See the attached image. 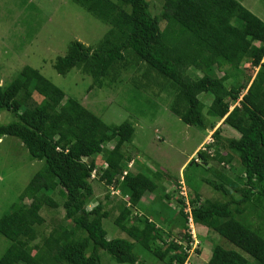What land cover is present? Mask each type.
<instances>
[{
    "label": "trees",
    "instance_id": "16d2710c",
    "mask_svg": "<svg viewBox=\"0 0 264 264\" xmlns=\"http://www.w3.org/2000/svg\"><path fill=\"white\" fill-rule=\"evenodd\" d=\"M72 1L106 22L108 30L96 46L73 38L53 62L55 71L66 75L78 69L98 87L120 80L129 70L164 77L176 96L172 112L188 125L214 129L212 142L197 151L202 161L194 157L188 164L206 165L214 150L213 159L226 165L233 179L228 181L231 186L224 179L209 181L221 198L202 199L184 179L185 196L181 178L174 194H155L159 172L149 176L125 167L131 160L123 150L133 138L131 122L106 125L39 69L24 65L0 85V109L17 117L0 123V138H18L30 157L44 163L0 215V233L10 240L0 264H104L105 253L119 263L151 264L140 257L145 251L164 264H185L189 217L246 253L214 244L208 264H264V21L239 0H160L158 14L151 12L149 0ZM203 94L211 100L205 102ZM101 154L105 167L96 165ZM94 168L98 179L113 184L122 197L110 208L101 200L88 207L94 196ZM57 192L61 203L51 196ZM148 193L157 195L155 203L174 196L175 203L166 206L177 210V241L165 238V228L145 214L150 207L141 199ZM59 205L71 226L52 220L43 232L41 210ZM111 216L124 237L108 238L103 220ZM202 250L201 245L196 248L199 254Z\"/></svg>",
    "mask_w": 264,
    "mask_h": 264
},
{
    "label": "rangeland",
    "instance_id": "374dc122",
    "mask_svg": "<svg viewBox=\"0 0 264 264\" xmlns=\"http://www.w3.org/2000/svg\"><path fill=\"white\" fill-rule=\"evenodd\" d=\"M149 1H151V12L158 14L160 0ZM239 1L264 21V0ZM107 30L106 22L72 0H0V85L10 81L24 65L39 69L43 75L64 90L65 96L77 98L84 106L99 115L106 125H117L124 121L132 123L133 138L123 147L125 153L131 155V160L126 162L125 167L128 170L145 172L149 176H154V171L159 172L162 176L155 179L157 183L155 194L162 195L165 188L169 191L175 188L177 190L179 187L175 182L181 178L180 183L184 184V179L189 181L192 184L190 186L202 194V199L207 196L221 198V191L219 193L215 191L209 181L220 183L224 179L228 183L229 179L232 182L233 176L226 171L228 170L226 165L213 159L214 150L209 151L206 165L188 164L194 157L198 162L202 161L197 159V151L200 148L205 149V144L212 142L211 133L214 129L188 125L172 112L170 104L174 102L176 96L168 80L160 75L157 76L155 72L157 78L150 77V74L148 77H143L142 70L137 72L129 70L123 72L120 80L116 78L113 82H106L102 87H98L91 86L93 82L91 76L78 69V71L72 69L66 75L55 71L53 62L58 55L66 53L73 38L86 45L96 46ZM142 67L146 66L142 65ZM241 68L246 69V63H241ZM221 73L220 70L219 74ZM38 92L35 90L34 97L39 100L41 96ZM202 99L207 102L211 97L203 94ZM15 120L17 117L11 111L0 109V123ZM220 122L216 123V127ZM111 145L112 142L107 144L109 147ZM96 158L97 166L107 165L102 159V154L97 155ZM43 163V160L30 157L26 147L18 138L10 135L1 136L0 215L9 210L11 203L16 200ZM91 175L94 176L91 177L94 196L88 202V207L101 200L106 208H110L120 196L110 192L108 186L98 179L96 170ZM169 177L176 179L171 180ZM228 185L231 186L230 183ZM213 194L215 196H212ZM154 195L151 194L149 199ZM51 196L58 203L62 202L58 192ZM159 203H154L145 214L150 218L154 217L157 221L156 226L165 228L167 232L165 238L178 239V234L181 233L174 224L177 222L174 221L177 210L173 207L168 209V206ZM113 209L112 215L115 216L118 211L116 208ZM186 210L188 211L187 207ZM160 211L163 213L165 211V215ZM41 214L45 218L41 226L43 232L49 231L52 220L71 226V223L63 218L64 210L61 205L56 208L44 207ZM113 218L111 216L103 220L108 238L124 237L125 233L113 224ZM188 222V230L194 238L190 246L189 262L185 264H208V257L214 244L235 249L246 256L239 247L214 230L195 223H192L193 228H190ZM169 228H171L170 233ZM200 235L206 236L199 238ZM35 241H39V238ZM9 244L10 240L0 233V257ZM199 245L203 248L201 254L194 249ZM31 252L33 253L34 250L32 249ZM105 254L102 255L104 264H128L111 260ZM147 254H149L147 251L141 252V259L148 258L151 264H164Z\"/></svg>",
    "mask_w": 264,
    "mask_h": 264
},
{
    "label": "crops",
    "instance_id": "0c3cea01",
    "mask_svg": "<svg viewBox=\"0 0 264 264\" xmlns=\"http://www.w3.org/2000/svg\"><path fill=\"white\" fill-rule=\"evenodd\" d=\"M0 140H1V138H0ZM188 160V159H187ZM176 183V182H175ZM175 188V187H174ZM166 189V188H165ZM164 189V190H165ZM166 191V190H165ZM175 192L173 191V194H174ZM154 195L153 193H148V194H146V195H144L143 197H142V201L143 200H147V202H144V203H147L148 205H149V207L151 208L152 207V205L155 203V197L157 196V195H154L151 199H149V196L150 195ZM177 194V193H176ZM177 196V195H176ZM162 197V196H161ZM164 197V196H163ZM174 196L173 195H171V199H166V198H163V199H161L160 198V203H159V205H169L170 203H175V201H174V198H173ZM155 200V201H154ZM152 201H154V202H152ZM173 205V204H172Z\"/></svg>",
    "mask_w": 264,
    "mask_h": 264
},
{
    "label": "clouds",
    "instance_id": "9594fccd",
    "mask_svg": "<svg viewBox=\"0 0 264 264\" xmlns=\"http://www.w3.org/2000/svg\"><path fill=\"white\" fill-rule=\"evenodd\" d=\"M107 164V163H106ZM103 167H105V166H103ZM95 170H96V168H94ZM93 169V170H94ZM93 170H92V172H93ZM91 172V173H92ZM91 177H93L92 175H91ZM118 196H120L119 194H118ZM121 197V196H120ZM122 198V197H121ZM189 221L190 222H188V223H190V228H193L192 227V223H194L193 221H192V218H189ZM194 227H195V225H194ZM189 234H190V236H191V241H190V243H189V246H187L186 244H184V250H185V252L187 253V258H186V262L190 259V246H191V243H192V241H193V238H194V236H192V234L190 233V230H189V232H188ZM174 240H176L177 241V239H174ZM194 249H196V248H194ZM194 249H193V251H194ZM192 250V249H191ZM185 262V263H186ZM189 262V261H188Z\"/></svg>",
    "mask_w": 264,
    "mask_h": 264
},
{
    "label": "built area",
    "instance_id": "2783aa9c",
    "mask_svg": "<svg viewBox=\"0 0 264 264\" xmlns=\"http://www.w3.org/2000/svg\"><path fill=\"white\" fill-rule=\"evenodd\" d=\"M104 166H105V165H104ZM93 171L95 172V169H94ZM125 172H126V171H123V173H122V175L120 176V178L123 177V175L125 174ZM93 177H94V176H93ZM108 188H109L110 192H112V193H114V194H116V195L119 194V190H118L116 187H114L113 184H110V185L108 186ZM180 192H181L183 195L186 196V190H185V187H184L183 184H181V186H180Z\"/></svg>",
    "mask_w": 264,
    "mask_h": 264
}]
</instances>
